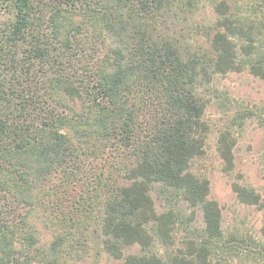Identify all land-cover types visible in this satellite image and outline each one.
I'll use <instances>...</instances> for the list:
<instances>
[{"label":"trees","instance_id":"16d2710c","mask_svg":"<svg viewBox=\"0 0 264 264\" xmlns=\"http://www.w3.org/2000/svg\"><path fill=\"white\" fill-rule=\"evenodd\" d=\"M208 1V44L192 48L177 28L198 0H0V264H76L95 232L121 264H234L221 252L264 264V225L261 239L226 237L210 179L190 169L210 128L203 88L230 72L264 79V0L247 15ZM235 144L221 132L227 172ZM154 190L174 199L162 212ZM181 201L203 228L152 251L172 248Z\"/></svg>","mask_w":264,"mask_h":264},{"label":"rangeland","instance_id":"374dc122","mask_svg":"<svg viewBox=\"0 0 264 264\" xmlns=\"http://www.w3.org/2000/svg\"><path fill=\"white\" fill-rule=\"evenodd\" d=\"M247 15V6L251 0H236ZM246 11V12H245ZM188 20L177 28L181 39L192 48L207 46L205 26L211 24L216 16L208 0H198ZM208 99L205 121L209 124L205 153L191 162L190 169L199 177H207L211 182L210 197L217 200L222 211V226L226 237L253 236L262 238L264 225V79L254 76L248 70L217 74L211 84L203 88ZM251 116L238 118L245 112ZM246 114V113H245ZM228 130L235 138L234 162L231 172L224 169V160L218 151V139L222 131ZM239 183L254 188L261 194L263 205L242 202L233 184ZM159 212L171 206L174 199L169 194L152 192ZM172 204L179 209V221L175 226L172 248H166L155 240L152 251L164 254L168 250L184 246L192 230H201L204 226L203 213L196 210L192 214L185 202ZM42 245L47 246L53 239L50 231L41 226ZM139 245L126 247L125 254L140 253ZM219 256L229 257L234 264H255L241 252H221ZM122 259L107 253L102 246L99 232L90 239L88 253L76 264H121Z\"/></svg>","mask_w":264,"mask_h":264}]
</instances>
